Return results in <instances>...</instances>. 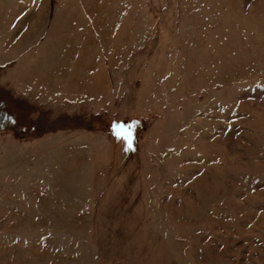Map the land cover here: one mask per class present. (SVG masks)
I'll list each match as a JSON object with an SVG mask.
<instances>
[{
    "label": "rangeland",
    "instance_id": "obj_1",
    "mask_svg": "<svg viewBox=\"0 0 264 264\" xmlns=\"http://www.w3.org/2000/svg\"><path fill=\"white\" fill-rule=\"evenodd\" d=\"M0 87V264H264V0H0Z\"/></svg>",
    "mask_w": 264,
    "mask_h": 264
},
{
    "label": "trees",
    "instance_id": "obj_2",
    "mask_svg": "<svg viewBox=\"0 0 264 264\" xmlns=\"http://www.w3.org/2000/svg\"><path fill=\"white\" fill-rule=\"evenodd\" d=\"M32 106L0 87V132L11 131L17 138L38 136ZM40 130V128H38Z\"/></svg>",
    "mask_w": 264,
    "mask_h": 264
},
{
    "label": "snow or ice",
    "instance_id": "obj_3",
    "mask_svg": "<svg viewBox=\"0 0 264 264\" xmlns=\"http://www.w3.org/2000/svg\"><path fill=\"white\" fill-rule=\"evenodd\" d=\"M129 147H131V133H128Z\"/></svg>",
    "mask_w": 264,
    "mask_h": 264
}]
</instances>
